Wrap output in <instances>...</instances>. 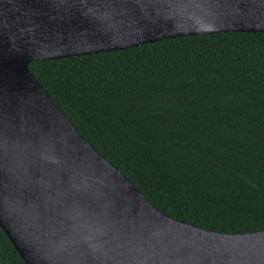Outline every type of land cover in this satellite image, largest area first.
Listing matches in <instances>:
<instances>
[{"label":"water","instance_id":"water-1","mask_svg":"<svg viewBox=\"0 0 264 264\" xmlns=\"http://www.w3.org/2000/svg\"><path fill=\"white\" fill-rule=\"evenodd\" d=\"M217 33L264 34V0H0V228L26 264H264V231L151 205L28 68Z\"/></svg>","mask_w":264,"mask_h":264},{"label":"trees","instance_id":"trees-1","mask_svg":"<svg viewBox=\"0 0 264 264\" xmlns=\"http://www.w3.org/2000/svg\"><path fill=\"white\" fill-rule=\"evenodd\" d=\"M28 68L160 212L216 233L264 231V34L176 37ZM0 264H26L1 228Z\"/></svg>","mask_w":264,"mask_h":264}]
</instances>
